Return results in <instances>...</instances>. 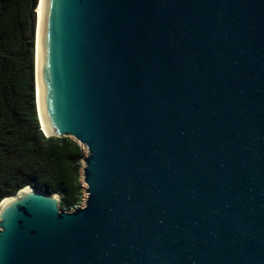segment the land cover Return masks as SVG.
<instances>
[{
    "label": "water",
    "instance_id": "obj_1",
    "mask_svg": "<svg viewBox=\"0 0 264 264\" xmlns=\"http://www.w3.org/2000/svg\"><path fill=\"white\" fill-rule=\"evenodd\" d=\"M39 4L38 115L87 196L5 197L0 264H264V0Z\"/></svg>",
    "mask_w": 264,
    "mask_h": 264
},
{
    "label": "trees",
    "instance_id": "obj_2",
    "mask_svg": "<svg viewBox=\"0 0 264 264\" xmlns=\"http://www.w3.org/2000/svg\"><path fill=\"white\" fill-rule=\"evenodd\" d=\"M40 0H0V203L32 185L72 209L84 197L86 149L45 135L37 108L36 30Z\"/></svg>",
    "mask_w": 264,
    "mask_h": 264
},
{
    "label": "rangeland",
    "instance_id": "obj_3",
    "mask_svg": "<svg viewBox=\"0 0 264 264\" xmlns=\"http://www.w3.org/2000/svg\"><path fill=\"white\" fill-rule=\"evenodd\" d=\"M82 182H83V184H84V188L86 187V184L84 183V181H83V176H82ZM85 190V189H84ZM86 193L84 192V197H83V199H82V201L80 202V204H78L76 207H79V206H82L83 204H84V202H85V198H86ZM76 207H74V208H72V209H67V210H73V209H75ZM65 210H66V208H64Z\"/></svg>",
    "mask_w": 264,
    "mask_h": 264
},
{
    "label": "bare ground",
    "instance_id": "obj_4",
    "mask_svg": "<svg viewBox=\"0 0 264 264\" xmlns=\"http://www.w3.org/2000/svg\"><path fill=\"white\" fill-rule=\"evenodd\" d=\"M38 13H39V6H38V9H37V16H38ZM36 46H37L36 48H37V59H38V26H37ZM37 90H38V84H37Z\"/></svg>",
    "mask_w": 264,
    "mask_h": 264
}]
</instances>
